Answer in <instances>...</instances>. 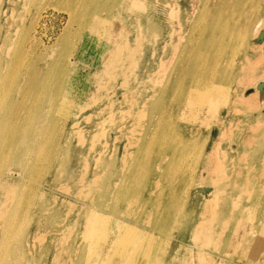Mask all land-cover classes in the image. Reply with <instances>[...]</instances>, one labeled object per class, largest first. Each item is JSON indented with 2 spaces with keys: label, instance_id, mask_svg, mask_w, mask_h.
Masks as SVG:
<instances>
[{
  "label": "bare ground",
  "instance_id": "6f19581e",
  "mask_svg": "<svg viewBox=\"0 0 264 264\" xmlns=\"http://www.w3.org/2000/svg\"><path fill=\"white\" fill-rule=\"evenodd\" d=\"M237 2L240 4V0H231L225 5L223 0L222 3L211 0L208 8L203 6L201 0H78L75 14L78 16L76 21H80L79 25L90 24L91 19L98 16L99 9L105 8L108 12V18L101 19L103 24L109 23L111 27L104 33L107 41L106 45L101 47L102 65L95 88L101 102L87 116L99 121L102 116L107 115L108 127L97 131L92 125H84L85 119L82 118L84 117L82 114L86 112V107L80 100L74 101L73 107L76 108L71 117L67 116L68 119L59 126L57 130L59 140L55 144L52 142L53 145H48V142L52 141L48 134L53 133L52 112H48L45 106L50 110L55 108L63 96L66 98L67 90L71 88L70 80L65 76L71 63L67 51H61L54 56V48L46 47L41 55L43 64L39 65L36 62L32 71V68L25 64L26 56H20L19 51L9 54L8 46H5L9 40L3 39L0 55V91H5L6 87L10 89V81L15 82L17 73L19 75L15 85L22 78L29 83V87L18 103L14 100L11 105L10 99L6 105L7 111L11 107L18 108L14 121L6 124L0 117V264H207V258H210L206 252L207 242H211L212 238L208 240L207 236L202 237L201 230L207 229V225L213 227V224H207L204 220L198 223L190 220L188 217L190 212L184 211V204L179 203L175 195L163 200L154 199L151 203L156 207L162 206L161 211L165 212L166 218L173 214L178 217L172 227L186 230V233H180L182 239L172 241L170 244H165L161 240L155 241L153 247H150L153 241L139 239L134 241L136 233L137 235L149 233L137 226L136 220L131 224L127 222L141 219L138 212L146 209V206L135 208L127 202V196L120 200L123 195L112 189L110 184L112 181L108 179L113 170L111 166L114 158H108L105 154L110 150L112 139L124 136L128 143L123 146L114 144L113 153L119 151L123 156H128L135 147L147 149L155 144L162 153L168 151L171 144L173 159L168 161L166 169L170 170L171 165H177L175 178L178 181V165L195 143L193 135L185 136L181 128L191 132L193 128L191 121L199 115H201L199 122L203 125L216 118L219 129H223L227 123L231 125L235 120H245V117L240 119L238 115L240 105L246 101L244 95L239 96L242 81L237 80L234 86L235 98L231 101L222 98L226 89L210 91L219 94V98L203 99L202 94H207V74H202L197 67L191 70V74L197 77L196 80L190 79L186 88H179L177 85L181 67L185 66L183 64L185 59L192 65L199 56L207 58V52H211V58L218 59L220 56L217 53L224 43L227 44L238 35L247 43L248 38L244 37L247 33L241 32L242 26L240 27V20L246 14V4L244 0L241 5ZM97 4L105 6L95 9ZM91 25L95 29L96 26ZM190 25L191 28H187ZM249 29L252 30L254 42L258 41L260 29L258 27ZM69 36L66 37L68 40L71 37ZM263 48L262 45L254 43L250 52L256 55L251 57L247 56L249 52L246 51L247 48L242 49L243 53L246 52L243 60L248 63V67L254 66L262 58L258 49ZM190 49H193V55ZM4 57L14 59L16 68L13 66L10 72L4 70L11 62V59H8L3 66ZM246 64L241 67L244 69ZM169 66L175 71L170 72L166 85H160L158 74L165 73ZM113 68L115 70L117 68L114 73ZM25 70H28L27 75L22 73ZM102 76H109L113 81L103 84L100 81ZM250 84L254 85L252 88L254 94L251 96L258 101L264 98V93L261 94L257 90L260 89L259 81ZM196 97L200 98L201 105L198 108L195 107L198 104H194ZM25 100L28 101L26 107L23 106ZM205 102L206 108H203ZM116 116L120 117L119 121L116 120ZM67 122L70 124L67 125ZM167 122L174 124L170 127L164 126ZM7 125H10L8 132ZM230 129L231 127L228 130ZM148 135L151 138H147ZM62 137H64L62 148L66 149L57 155ZM250 141L251 136L245 137L242 145L238 143L235 148L226 150L225 155L223 152L224 159L218 160L214 157L216 142L209 148L208 155L205 154L207 163L203 162L204 169L209 170L207 165L211 166V162H215L216 168L220 169L221 178L227 181L229 188L231 181H234L236 186L238 184L245 186V182L239 177V168H235L233 161L225 160L232 152L239 151L241 160L245 163L250 162L249 168L253 172L258 155L248 150ZM87 142L97 148L93 155L86 152ZM71 147L74 154L70 159L66 154ZM53 150H56L55 154ZM160 157L159 155L158 159ZM92 160L97 162L93 171L95 174L99 173L101 178L96 194L93 182H86L82 170L78 176L68 170L71 165L74 168L80 166L79 169L87 167ZM102 162L107 163L105 169H102ZM163 162L162 159L157 165ZM125 164L127 169L134 161L126 160ZM11 170L17 172V181L11 179L12 174H9ZM39 177L48 185L55 188L58 186L67 196L68 194L76 198L91 196L93 203H105L106 208L112 206L121 215L99 212L92 205L85 206L86 208L83 205L78 212L77 202L68 201V197H60L51 189L46 191L40 187L41 182L37 180ZM24 179L34 180L36 186L33 191L30 192L26 188ZM124 179L123 173L119 184H122ZM158 183L159 179L153 182L155 185ZM213 196L215 197H205L202 206L196 211L206 215L210 211L218 210L217 216L214 215L216 222L214 226L228 218L233 221L232 212L228 210L231 195L221 191L219 195L215 192ZM252 201L257 203L256 205L260 203V200ZM74 208L76 216L70 222L69 214ZM245 211L246 208L241 209L243 214ZM122 215L127 218V222ZM143 218L146 220V217ZM251 219L249 229L258 230L254 225L259 221L264 222V213L258 217L251 216ZM244 225L241 215L237 225L241 229L239 235L243 233ZM261 233L260 235L264 237ZM261 236L254 234V238H249L247 242L239 237L235 240L234 232L230 230L226 234L225 246L221 248L223 253L221 257L225 262L219 264H235L232 263L235 250L244 251L252 247L255 251H261L264 248ZM184 238L200 244V248L193 249L187 241L184 243ZM221 257L211 258V264L218 263ZM252 257V261L246 264H264V260L263 263L255 261L257 253ZM237 261L239 262L236 264H244L242 260Z\"/></svg>",
  "mask_w": 264,
  "mask_h": 264
},
{
  "label": "rangeland",
  "instance_id": "374dc122",
  "mask_svg": "<svg viewBox=\"0 0 264 264\" xmlns=\"http://www.w3.org/2000/svg\"><path fill=\"white\" fill-rule=\"evenodd\" d=\"M77 1L78 0H0V55L1 46H3L2 41L6 38V40H9L5 45L8 46L9 54L19 51L20 56H26L27 61H25V64L29 65L32 68V71L36 62L39 65L43 64L41 55L46 47L49 49L54 48V56L60 54L61 51H67L68 59L71 62L67 68V73L65 74L66 78H68L71 83V88L67 90L68 93L66 98L63 96L56 104V107L52 110L45 106V109L48 112H52L51 124L53 133L51 134L49 132L48 134V138H52V141L48 142V145H53L59 140V131L57 132V130H59V126L62 122L68 119V117H71L70 115L76 108L73 107L74 101L80 100L86 107V112L82 114V116H84L82 118L85 119L84 125H92L97 131L108 127L107 115L102 116L99 121L87 117L88 114H90V111L95 110L97 108L96 106L101 102L100 96L95 88L97 87V80H99L102 65L101 47L106 45L105 43L107 41L104 33L111 27L109 23L103 24L104 22H101V19L103 17L108 18V12L105 8H102L105 4H97L95 9L102 8L99 9L98 16L91 19L90 24L85 25L84 23L83 25H79L80 21H76L78 16L75 14V9L78 8ZM201 1L203 6L209 8L211 0ZM230 1L231 0H223L225 5L229 4ZM218 2L222 3V0H218ZM244 2L246 4V14L244 18L240 20V27L242 26L241 32L247 33V35L244 36L246 39L248 38L247 43L242 39L243 37L238 35L229 40L227 44L224 43L217 53V55L220 56L218 59L211 58V52H207V58L199 56L195 64L192 65H189L187 59H185L183 62L185 66L181 67L177 85L179 88H186L190 79L193 78V80H196L197 77L191 74V70L192 68L197 67L201 70L202 74H207V94H202L204 97L203 99L213 97L219 98V94L216 95L214 92L210 93V91L214 89H226L222 98L225 97L231 101L235 98L234 86H236L237 80L242 81V87H239V96L244 95L243 98L246 101H244L243 105H240L238 115L239 118L245 117V120H235L231 125H228L227 123L223 129H219L216 124V118L210 119L207 124L203 125L199 122L201 118V115H199L194 119L195 121H191L193 126L191 130L192 133L190 130H186V128H181V131L184 132L185 136H187V134L193 135L195 139L193 142L195 143L191 146V151H187L184 154V158L181 160L180 165H178V181H176L175 178V175H177L175 174L177 165H171L170 170L166 169V167H168V161L173 159V154L171 153L172 148H170L172 147L171 144H169L168 151L166 150V152L162 153H160L161 151L157 144L147 149L133 148L131 150L132 154H130L132 157H129L130 155L123 156L119 151L113 153L112 148L114 144L117 146H123L128 143L127 138L124 136L116 138L115 140L112 139L110 150L105 154L108 158H114L112 159L113 165L111 166L113 170L109 174L108 179L109 181H112L110 182L112 189L114 191L117 190L119 194L123 195V198L120 200L125 199L124 197L127 196V202H130L135 208L141 205L146 206V209L144 208V210L141 211L143 214L140 211L138 212V217L141 219H132L131 222H127V218L122 215L128 224H131L133 220H136L138 224L137 226L143 228L146 233L151 234L137 235L138 233H136L134 235V241L137 239L148 242L153 241L150 246L153 247L156 244L155 241L161 240V242L165 244H170L172 241L182 239L180 233H186V230H178L172 227L174 222L178 220V217L173 214L171 217L166 218L165 212L161 211L162 206L156 207L151 203L154 199L163 200L175 195L179 203L182 202L184 204V211L190 212L188 215L190 220L193 219L197 223L204 220V222L207 221V224H213V227L207 225V229L201 230L202 237L207 236L208 240L209 238H212L211 242H207L206 252L210 257L207 258V264H211V258L218 259L222 256L223 253L221 252V248L225 246L226 234L230 232V230L234 232L235 240L239 237L241 239L244 238L246 242L250 240L249 238H254V234L259 236H261L260 232H262L261 234H264V222L259 221L258 223H255L254 228L257 227L258 230H250L248 225L252 220L251 216L258 217V215L264 213V98H261L258 101L255 97H252L251 95L254 94L252 92L254 85L250 84L251 82L259 81L260 89L257 90H259L261 94L264 93V48L258 49L262 54V58L251 67H248V63L246 64V62H244L243 55H245L246 52L243 53L242 50L243 48H247L246 51H249L247 56L251 57L256 55L253 54V52H250L251 46H253L254 43L256 45L260 44L264 47V0H244ZM237 3L239 4V2ZM241 3L242 0H240L239 5H241ZM91 24L96 26L95 29ZM255 27H258L261 33L258 41L255 40L256 42H254L251 35L252 30L249 29H254ZM187 28H191V25ZM111 30H113V28H111ZM68 35L71 36H69L70 40L66 38ZM190 50L193 51V49ZM190 53L193 55L194 51ZM8 59H11V62L9 63L8 68H4V70L10 72L13 66L16 68V65L14 59ZM8 59L4 57L3 66ZM29 60L31 63H29ZM173 62L174 60L172 63ZM245 64L247 67L245 66L243 69L241 66ZM116 70L113 68L112 73L116 72ZM172 70L174 69L169 66L165 73L158 74L160 85L167 84L170 76L169 74ZM22 73L27 75L28 70L22 71ZM18 75L19 73L15 76V82ZM203 78L205 77H202V79ZM100 81L103 84H106L112 82L113 78L102 76ZM15 82L12 83L11 80L9 84L10 89H7L6 87L5 91H0V117L3 118L6 124L12 123L19 111L18 108L16 109L15 107H11L7 111L5 110L6 105L10 102V99L12 100L11 105L14 100L18 103L20 99L24 97L23 95L29 87V83L22 78H20V82L16 83V85ZM255 85L257 87V83ZM199 100L200 98L196 97L194 103L195 105L198 104V106H195L196 108L201 105ZM240 100L243 101V99ZM24 103L25 105L23 106L26 107L28 101L25 100ZM61 104L62 106H60ZM248 105L253 107H249ZM202 107L206 108V102ZM116 120L119 121L120 117L116 116ZM69 124L70 122H67V125ZM173 124L174 123L167 122L164 126L170 127ZM63 125L65 126L66 124ZM7 126L6 132H8V128H10V125ZM230 127L231 129L228 130ZM65 136H67V134ZM247 136L252 137V141L248 142V150L258 155V159L253 165L254 171L252 172L251 168H249L250 162L245 163L241 160V155L238 154L239 151L232 152L225 161H233L235 168H239V177L245 182V186L239 184L236 186V183L234 184V181H231V188H229L227 181L221 178L220 169L216 168L215 162H211V166L207 165L209 170L204 169L203 162L205 161L207 163L205 154L208 155L209 148L217 142V145L215 146L216 148L214 147L216 150L214 157L216 160L224 159L225 151L233 149V147L235 148L238 143L242 145L241 142ZM63 138L64 137L61 138V147L60 151L58 150L57 155L64 152L63 150L66 149L62 148ZM147 138H151V136L148 135ZM85 149L87 153L93 155L97 148L87 142ZM178 153H182V151H178ZM73 154V148H68L66 154L67 158L71 159ZM159 155L161 157L158 159ZM162 159L164 162L157 165ZM126 160L134 161V164L127 169L125 166ZM72 163H74L73 158ZM101 164L103 166L102 169L107 167V163L105 164L102 162ZM95 165L97 166V162L95 163V161L92 160L87 164V167L84 166L85 168L83 167L82 169H79L80 166L74 168L73 165H71L68 170L72 171L75 175L77 174L76 176H78L82 170V174H85L86 182H93L94 192L96 194L97 185L101 183V178L99 177V173L95 174L93 171ZM203 171L205 174H203ZM254 172L257 174L256 176ZM16 173L15 170H11L9 173L10 175L12 174L11 179L14 181L18 180V174ZM123 173L125 179L122 184H119V180ZM234 178L236 177L234 176ZM157 179H159L160 183H158V185L153 184ZM37 180L41 182L40 187H43L46 191L51 189L60 197H68V201L74 200L77 202L79 207L78 212H80L81 206L84 205L83 207L86 208L85 206L92 205L95 206L96 210L98 209L99 212L108 215H121L117 213L116 209H113L112 206L106 208L104 206L105 203H93L94 200L91 196L85 195L86 197L83 196L82 198H76L72 194H68L67 196L58 186L55 188L42 182L44 179L41 177ZM213 180H215V182ZM23 183L26 184L25 186L30 192L35 189L36 185L34 180L24 179ZM76 189L77 188H75V190ZM206 190L207 193H205ZM221 191H226L228 195H231L228 201V210L233 214H231L233 221L231 218H228L225 222L223 221L222 223H219V225L214 226L216 223L214 215L217 216L218 210H215V212L210 211L206 215H202V213L200 214L196 210L202 206V203L206 198L215 197L213 196L215 192L219 195V192ZM247 199H249V201H247ZM253 199L260 200V203H258L259 205H256L257 203L253 202ZM242 208H246L244 214L241 212ZM241 215H243L245 229L243 233L239 235V230L241 229L237 227V225L240 221ZM75 216L76 212L74 208L69 214L70 222L75 219ZM143 217H146V220H144ZM260 238L264 245V237L261 236ZM184 239V243L187 241L188 244L193 246V249H198L201 246L193 241L190 242L187 238ZM202 250L204 249L202 248ZM255 252L257 253L255 261L263 263L264 248L261 249V251H255L252 247L244 251L235 250L232 256V263L236 264L239 262L237 261L238 259L246 264L247 262L252 261L251 259H253L252 256L256 254ZM222 257L216 264L225 262Z\"/></svg>",
  "mask_w": 264,
  "mask_h": 264
}]
</instances>
